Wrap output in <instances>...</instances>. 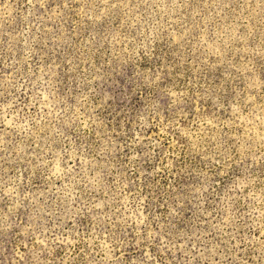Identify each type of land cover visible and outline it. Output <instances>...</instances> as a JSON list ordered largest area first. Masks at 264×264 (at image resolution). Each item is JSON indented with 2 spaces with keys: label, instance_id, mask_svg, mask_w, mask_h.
I'll use <instances>...</instances> for the list:
<instances>
[{
  "label": "rangeland",
  "instance_id": "374dc122",
  "mask_svg": "<svg viewBox=\"0 0 264 264\" xmlns=\"http://www.w3.org/2000/svg\"><path fill=\"white\" fill-rule=\"evenodd\" d=\"M0 264H264V0H0Z\"/></svg>",
  "mask_w": 264,
  "mask_h": 264
}]
</instances>
